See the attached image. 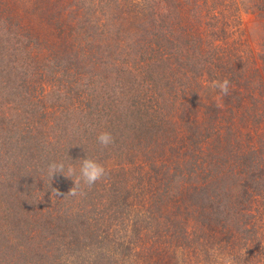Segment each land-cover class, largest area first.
Segmentation results:
<instances>
[{
	"label": "trees",
	"instance_id": "obj_1",
	"mask_svg": "<svg viewBox=\"0 0 264 264\" xmlns=\"http://www.w3.org/2000/svg\"><path fill=\"white\" fill-rule=\"evenodd\" d=\"M72 1L58 0L54 5L50 20L58 41L53 48L40 50L44 60L50 59L53 66L49 68L50 63L46 65L38 59L39 62H34L35 77L39 75L36 79L41 94L39 102L44 109L39 116L43 144L39 177L42 176L44 184L40 187L42 199L35 205L42 213L43 225L38 234L35 229L31 232L42 236L49 229L54 235L57 221L64 218L67 224L79 221L82 234L88 235V241L92 242L88 246L90 253L105 248L102 245L109 242L112 254L123 259L145 250L146 237L150 239L156 228L163 238L161 224L167 227L164 237L172 244L186 236L184 226L189 224L188 216L206 229L211 230L210 224L215 221L218 230L230 232L233 216L223 218V212L213 211V206L217 203L220 206L223 201L209 190L221 181L215 177L218 158L214 162L208 160L214 159L213 154L219 151L218 141L225 142V134L219 130L224 112L219 103L233 100L231 113L243 107L246 100H252L254 108L256 103L264 104V71L261 67L254 68L255 61L247 66L238 60H243L241 56L245 54L240 36L228 41L234 35L230 33L233 19L207 17L206 13L213 9L211 0H88V7L83 0L75 6ZM110 10L115 14H108ZM83 39L87 46L81 45ZM230 43H235L234 47ZM46 49L48 55L44 53ZM34 57L30 56L31 64ZM261 61L264 64V56ZM38 64L47 70L39 72ZM224 79L230 81L227 95L208 86L211 81ZM208 92L212 94L207 96ZM191 97L195 99L194 107ZM88 108L93 111L88 112ZM166 126L173 130L171 139L162 132ZM122 129L130 133L125 137L126 144L120 135ZM135 129L140 132L137 138ZM102 132L113 137L110 145L102 146L98 142ZM234 134L237 143L234 149L239 151L243 149L239 145L242 131L236 129ZM73 140L77 141L76 145ZM206 143H210L208 154L203 148ZM82 150L100 164L109 162L112 178L101 185L98 198L87 205L73 206L74 209L64 214L56 206L59 198L55 182L48 179V167L60 157L66 162L73 161V153L80 159ZM194 156L203 160L198 170L204 166V171L209 172L207 178L202 181L198 178L199 184H187V187L181 180L173 185L165 174L181 170L180 166L189 164ZM139 164H145L142 176L151 177L148 181L153 182L152 187L159 189L171 183L172 190L167 193L155 190L147 195L143 187L137 194L135 171ZM246 175L247 172L238 184L242 191L241 202H237L239 210L233 204L231 212L242 217L244 235L260 237L255 221L257 213L259 219L262 214L264 201L258 198L264 196V182L254 174L243 180ZM120 178L126 184L121 186ZM63 179L70 181L64 176ZM216 188L220 192V186ZM82 190L85 191L82 188L79 192L85 196ZM200 193L207 196L204 194L202 198ZM92 194L90 191L86 197ZM84 196L82 202L87 201ZM43 216L50 221H45ZM20 232L27 234L30 230L23 232L21 228ZM74 242L77 244L80 238ZM151 244L158 249L157 241Z\"/></svg>",
	"mask_w": 264,
	"mask_h": 264
},
{
	"label": "rangeland",
	"instance_id": "obj_2",
	"mask_svg": "<svg viewBox=\"0 0 264 264\" xmlns=\"http://www.w3.org/2000/svg\"><path fill=\"white\" fill-rule=\"evenodd\" d=\"M83 1L88 7V0ZM57 2L58 0H0V264H264V205H262L260 219L259 213H257L255 221L257 228L259 226L260 237L244 235L242 228H245V225H243L242 217L231 212L233 204H236L239 210L237 202L241 200L242 191L238 184L242 182L240 178L244 176L245 172L247 175L243 180H249L248 177L254 174L256 177L262 178L261 180L264 182V104L256 103L254 108L252 100H246L243 103L244 106L237 109L236 113L230 111L234 104L233 100H229L227 103L225 100H220L219 105L224 112L219 130L223 135L225 134V142L219 140L217 143L219 151L213 154L215 158L208 159L209 162H214L218 158L215 177L217 180L221 179L217 185L209 187L210 192L220 196L223 201L220 206L218 203L215 204L213 211L216 214L223 212V218L233 216L230 232L223 233L218 230L215 221L210 224L211 230L206 229L188 216L189 224L184 226V232H187V235L189 233V237L182 235L181 239L175 240L172 244L167 237H164L167 227L161 224L163 238H160V234L156 232L157 228L154 231L151 230L150 239L146 237L145 250L140 249V253L132 254L128 259H123L118 254H112L108 248L109 242L102 245L105 248H96L95 253H90L88 246L92 242L88 241V235L82 234L79 221L69 224L66 223L65 218L57 221L54 235L53 231L49 229L42 236L31 232L35 229L38 234L39 227L43 225L40 222L42 213L38 210L39 206L35 207V205H39L42 199L43 193L40 191V187L44 184L42 176L39 177V165L43 164L39 116L44 109L39 102L41 94L36 82L39 75L35 77L36 64L34 62L40 60L46 65L50 63V59L44 60L40 50L53 48L58 41V33L50 20ZM79 2L80 0H73L72 4L75 6ZM210 4L213 9L206 13L207 17L233 19L231 26L233 29L230 33L234 35L228 41L232 42L240 36L244 45L242 51L245 53L241 56L244 59L238 58V60L243 61V64L247 66L255 61L254 68L261 67L264 71V64L261 61V57L264 56V0H211ZM103 5L104 10L107 11L106 4ZM85 13L88 17V9ZM108 14L115 13L110 10ZM230 30L231 28H227V31ZM221 44L224 43L221 42ZM81 45H86L85 39ZM234 45L235 43H230L231 47ZM47 49L44 51L46 55L49 53ZM33 55L35 57L31 64L30 56ZM38 66H40L39 72L47 70L46 66H42V68L40 64ZM47 66L51 68L53 65L50 63ZM211 94L212 92H208L207 96ZM190 102L194 107L192 102H195V99L191 97ZM203 102L208 103V99H204ZM86 110L87 108L82 112ZM90 111L93 110L88 108V112ZM18 114L20 117L16 118ZM236 129L241 130L243 135L239 141V145L243 149L236 150L237 152L236 148L234 149V145H237L234 142ZM162 132H165L167 138H172L173 130L170 129V126H166ZM139 133H136V138ZM120 135L123 143H128L125 138L130 135L128 129H122ZM76 142L73 140L74 145ZM209 145L210 143L203 145L207 154L208 149L211 150ZM82 154H85L83 150L80 152V159H83L81 158ZM198 158L199 156H194L189 164L180 166L181 170L177 172L173 170L171 174H165V177L170 178L173 185H177L180 180L185 187L187 184H199L198 178L201 181L204 180L209 172L204 171V166H202V170H198L199 163L203 161L196 160ZM208 160L205 161L208 162ZM61 161L66 165V175L67 165L74 164L78 167L80 163L75 153H73V161L66 162L64 157H60L57 162ZM102 165L105 168L104 175L91 186L81 183L78 187H74L72 180L74 177H67L70 180L67 182L63 179V175L53 179L48 175L49 181L51 179L56 184V193H60L57 195L59 201L56 206L61 213L66 214V211L74 209L73 206L87 205L98 198L102 191L101 185L107 184L112 178L109 162H104ZM139 165L140 168L135 171L138 176L135 180L137 194L143 187L147 189V195L155 190L162 192L166 190L165 193L172 190L173 185L169 182V185L164 187L162 185L159 189L155 186L152 187L153 182L148 181L151 177L144 178L142 176V167L145 164ZM196 167L195 175L194 168L196 169ZM15 174L19 177L16 178ZM161 174L163 175L162 172ZM58 179L61 181L57 182ZM238 179L240 180L238 181ZM236 181L238 182L234 185ZM118 182L121 186L126 184L122 178ZM254 182L256 181H248L250 184H255ZM219 186L220 192L216 188ZM69 188L72 189L69 191ZM82 188L85 190L82 192L88 195L90 191H93L92 197H86V194L85 196L83 194L87 200H83V202L81 201L82 193L79 192ZM88 188L91 190L88 191ZM72 191H75V195L72 194ZM204 194L207 193H200V197L204 198ZM106 198V196L102 197L103 200ZM258 199L262 202L264 196ZM224 203L227 205H223ZM225 206L227 215H225ZM246 206L249 205L246 204ZM161 207L164 206L161 205ZM43 219L50 221L45 216ZM203 221L205 222V220ZM204 226L207 225L204 223ZM21 228L23 232L27 230L30 232L23 234L20 232ZM69 228H74L72 231L78 233L73 235L74 233ZM118 235L114 236L115 240ZM79 238L80 242L76 244L74 241ZM155 241L159 243L155 244L158 246L157 250L154 249V244H151Z\"/></svg>",
	"mask_w": 264,
	"mask_h": 264
},
{
	"label": "clouds",
	"instance_id": "obj_3",
	"mask_svg": "<svg viewBox=\"0 0 264 264\" xmlns=\"http://www.w3.org/2000/svg\"><path fill=\"white\" fill-rule=\"evenodd\" d=\"M213 89H219L222 95H227L229 92L230 81L228 79L224 80H214L208 85ZM98 142L102 146H108L113 142V137L108 132H102L97 137ZM80 163L77 167L74 164L67 165V175L65 174L66 165L63 161L53 163L49 166V175L53 179L56 174H62L64 177H74V187H78L81 183L91 186L95 184L105 173V168L102 164L98 163L95 159L88 158L87 156L83 159H79ZM75 195V191H72ZM57 195H60L57 192Z\"/></svg>",
	"mask_w": 264,
	"mask_h": 264
}]
</instances>
